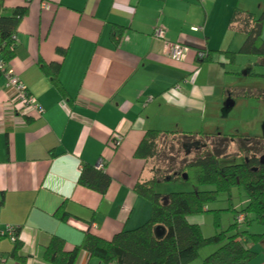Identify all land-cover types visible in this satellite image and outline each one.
Listing matches in <instances>:
<instances>
[{
    "label": "crops",
    "instance_id": "0c3cea01",
    "mask_svg": "<svg viewBox=\"0 0 264 264\" xmlns=\"http://www.w3.org/2000/svg\"><path fill=\"white\" fill-rule=\"evenodd\" d=\"M20 5L6 3L11 10ZM263 11L264 0H32L15 34L22 51L7 69L43 114L14 115L0 78V264H19L9 258L14 231L25 264H44L52 238L69 252L87 231L109 241L145 224L150 205L133 193L151 178L134 157L143 137L178 133L167 138L170 150L184 134L201 139L196 133L206 127L209 104L234 96L221 53L237 54L246 38L241 18ZM236 13L242 17L232 25ZM174 45L188 49L183 60L170 58ZM204 54L212 61L199 65ZM115 137L122 138L118 147ZM99 162L110 180L102 196L78 184L81 169ZM60 210L66 224L57 218ZM255 250L249 264H264V247ZM75 264L100 263L81 252Z\"/></svg>",
    "mask_w": 264,
    "mask_h": 264
},
{
    "label": "trees",
    "instance_id": "16d2710c",
    "mask_svg": "<svg viewBox=\"0 0 264 264\" xmlns=\"http://www.w3.org/2000/svg\"><path fill=\"white\" fill-rule=\"evenodd\" d=\"M31 1L0 0L1 68L6 69L22 51L15 40V34L20 22L28 14ZM7 2L20 3L25 7L21 8L20 5V8L11 10L6 7ZM240 17L241 14L233 15L231 24L234 25L235 19L238 20ZM241 19L240 29L246 35L245 41L237 54L221 53L225 64L232 65L237 56H245L257 58L259 64L264 67V44L261 40L264 11L258 18L247 15ZM121 32L118 28L111 34L114 45L119 41ZM211 57L212 55L204 54L197 59V63L199 65L211 63ZM52 82L60 90L56 77H53ZM177 134L147 132L135 152L134 157L144 161L145 167L150 169L151 174L150 179L138 183L133 190L137 197L144 199L150 205V217L145 224L131 231H122L109 241H104L87 231L83 235L80 247L69 252L66 251L64 241L52 238L43 253V263L75 264L79 254L83 252L88 258L95 259L100 264H190L198 258L201 250L215 247L217 250L200 264H249L256 257L252 248L255 245L264 247V162L257 154L262 152L261 149H251L250 156L242 157L240 164L221 166L219 162L221 152L218 149L210 152L202 151L189 161L169 164L165 154V139L162 141L161 139L179 136ZM193 136L195 135L184 134L182 139L188 141L194 139ZM251 145L253 147V142L249 146ZM239 151L242 152L243 149L240 150L239 147ZM262 157L264 158V154ZM163 165L165 166L162 170ZM162 175H170L162 182L180 180L192 184L193 187H211L213 190L172 193L163 197L154 191V186L163 178ZM109 183L104 166L102 170L84 166L80 171L78 184L100 196L106 193ZM236 187L245 191L247 205L240 210L231 208L227 210L233 216V224L225 231L221 230L220 212H211L214 235L203 238L199 226L190 224L189 218L209 213L206 210L208 205L216 203L220 195L228 194L230 189ZM57 216L62 224H66L69 220L61 210ZM252 224L262 227V234L240 231V227L244 226L247 229ZM12 238L15 241L9 258L19 264H25L26 259L21 255L23 247L18 241V231H14Z\"/></svg>",
    "mask_w": 264,
    "mask_h": 264
},
{
    "label": "rangeland",
    "instance_id": "374dc122",
    "mask_svg": "<svg viewBox=\"0 0 264 264\" xmlns=\"http://www.w3.org/2000/svg\"><path fill=\"white\" fill-rule=\"evenodd\" d=\"M222 63H225L224 60H222ZM210 67L217 69L218 65L214 64V66ZM223 68L224 73L227 74L225 76V85L227 88H234V96L224 100L221 95H218L216 99L218 103L209 104L206 127L202 132L196 133L201 134L200 140L185 141L178 139L172 142L174 145L169 143L172 146V150H170L168 148L169 140L165 138V154L169 164L189 161L202 151L210 152L216 148L222 152L219 160L221 166L240 164L242 157L248 158L253 148L261 149L262 152H257V154H259L258 158L263 159L264 162L262 157L264 154V143L260 144V142H264V67L259 64L255 57L237 56L234 64H225ZM252 96L256 98H251ZM214 142L224 145L220 148L218 144H216L217 146L213 145L212 143ZM252 142L254 145L253 147L251 145V148L249 145ZM241 145L247 147L245 148ZM239 147L240 150L243 149L242 152L239 151ZM240 154L242 155L241 157L239 156ZM164 166L161 167L162 170ZM167 177H170V175H164L160 182L154 186L155 193L163 197L172 193L210 192L213 190L211 187H193L192 184L180 180L162 182ZM245 200L247 201L248 199L243 188H232L228 194L220 195L216 203L207 206L206 210L209 213L190 217L189 223L199 226L203 238H210L214 235L213 214L211 212H220L221 230L225 231L233 224V216L227 210L229 208L233 210L244 208L246 206L244 205ZM244 230L250 234H262L263 232V228L255 224H252L247 229L244 226L240 227V231ZM256 247L258 245H255L252 250L256 251ZM209 250H211V253L207 252L205 257H202L203 260L214 253L217 248L209 247L203 249V251ZM197 261L198 259L190 264H195Z\"/></svg>",
    "mask_w": 264,
    "mask_h": 264
},
{
    "label": "built area",
    "instance_id": "2783aa9c",
    "mask_svg": "<svg viewBox=\"0 0 264 264\" xmlns=\"http://www.w3.org/2000/svg\"><path fill=\"white\" fill-rule=\"evenodd\" d=\"M197 29H192V32H197ZM153 38L155 40H161L163 38V33L160 30H155L153 33ZM188 49L181 45H174L170 51V58L173 61H181L187 54ZM1 78H5L6 89L10 92V97L6 103V108H10L11 112L19 117H26L30 115H35L36 118H40L43 114L42 109L37 105L36 101L27 93L25 87L22 83L15 77L12 76L8 69L0 67ZM122 142V138H113L112 144L118 147ZM97 170L103 169V164L99 162L96 166ZM242 218H240L241 221ZM12 229L8 230L11 238ZM13 239V238H11ZM13 241V240H12Z\"/></svg>",
    "mask_w": 264,
    "mask_h": 264
},
{
    "label": "water",
    "instance_id": "95a60500",
    "mask_svg": "<svg viewBox=\"0 0 264 264\" xmlns=\"http://www.w3.org/2000/svg\"><path fill=\"white\" fill-rule=\"evenodd\" d=\"M262 162H263V159H262Z\"/></svg>",
    "mask_w": 264,
    "mask_h": 264
}]
</instances>
